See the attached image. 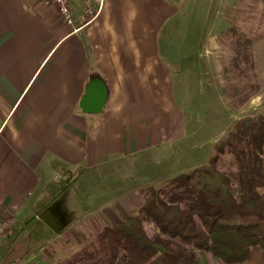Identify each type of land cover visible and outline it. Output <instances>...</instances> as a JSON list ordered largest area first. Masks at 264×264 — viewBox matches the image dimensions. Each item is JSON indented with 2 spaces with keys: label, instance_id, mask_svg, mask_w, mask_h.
<instances>
[{
  "label": "crops",
  "instance_id": "obj_1",
  "mask_svg": "<svg viewBox=\"0 0 264 264\" xmlns=\"http://www.w3.org/2000/svg\"><path fill=\"white\" fill-rule=\"evenodd\" d=\"M67 1L72 24L44 0H0V217L10 218L5 233L34 220L80 247L89 224L119 222L173 176L207 162L232 120L264 114V84L259 78L258 93L230 106L225 64L209 52L219 39L212 28L202 92L210 90L228 117L203 141L178 95L183 73L166 34L172 0ZM94 76L105 102L84 112L79 103ZM50 204L61 208L51 210L64 223L58 233L35 215ZM18 238L0 264L32 253ZM241 264H264V251L251 247Z\"/></svg>",
  "mask_w": 264,
  "mask_h": 264
},
{
  "label": "trees",
  "instance_id": "obj_2",
  "mask_svg": "<svg viewBox=\"0 0 264 264\" xmlns=\"http://www.w3.org/2000/svg\"><path fill=\"white\" fill-rule=\"evenodd\" d=\"M245 10L263 20L264 0H228L218 32L230 49L222 90L231 107L260 90L252 51L264 23L242 22ZM144 221L156 227L152 236ZM254 246L264 251V114L232 120L206 163L173 176L136 213L50 264H208L206 253L241 264Z\"/></svg>",
  "mask_w": 264,
  "mask_h": 264
},
{
  "label": "rangeland",
  "instance_id": "obj_3",
  "mask_svg": "<svg viewBox=\"0 0 264 264\" xmlns=\"http://www.w3.org/2000/svg\"><path fill=\"white\" fill-rule=\"evenodd\" d=\"M227 1L172 0L171 12L166 23V34L171 39V51L177 57L178 68L183 73V78H181L180 85H178V95L183 98L182 109L187 113L189 119L192 118L193 126L199 130V135L204 134L203 141L207 140L209 142L215 131L220 130V121L224 118L226 120L228 115L225 113L224 116V113H222L221 104L216 100L215 95L210 90L205 93L202 92V88L207 89V74L211 72L210 61L214 58L212 54H215L218 64H227L230 49L226 43L227 39L221 40L222 38L220 39V37L216 47L209 48V52L212 53L210 57L204 46L208 35H210L209 40L214 39L212 33L209 34L210 30L217 27L218 33L220 28H222L224 24V8ZM241 12L239 16L249 15V18L240 17L242 22L264 23V18L262 20L259 12H249L247 10ZM239 22L240 20L237 21V23ZM258 28V32L261 33L264 25ZM252 53L253 58L255 57L254 62L256 60L255 68L257 70L258 67L259 71V73L256 71L257 79L260 78L259 80L264 84V38L255 44ZM196 98L197 100H195ZM192 102L193 105L191 106ZM168 185L169 180L160 189H165ZM101 225L93 224L92 227L89 224L88 230L86 224V233L82 231V236L87 237L88 234V237L81 245L85 244L93 236L95 229H99ZM142 225L148 236H152L157 230L152 222L144 221ZM0 237V257L15 238L23 239L22 249H25L26 245H28L32 251V253L25 255L24 253L19 254V257H17L23 258L24 264H50L70 254L78 247L73 241H65L59 237L57 239L56 235L44 224L34 220L19 221L12 225L3 237L2 235ZM205 258L208 264H224L208 253L205 254Z\"/></svg>",
  "mask_w": 264,
  "mask_h": 264
},
{
  "label": "water",
  "instance_id": "obj_4",
  "mask_svg": "<svg viewBox=\"0 0 264 264\" xmlns=\"http://www.w3.org/2000/svg\"><path fill=\"white\" fill-rule=\"evenodd\" d=\"M106 98V87L102 80L97 77H91L85 87L84 94L81 97L79 107L84 112L96 113L100 111L104 105ZM53 204L38 209L35 212L37 218L42 220L54 232L58 233L63 227L59 216L51 213Z\"/></svg>",
  "mask_w": 264,
  "mask_h": 264
},
{
  "label": "built area",
  "instance_id": "obj_5",
  "mask_svg": "<svg viewBox=\"0 0 264 264\" xmlns=\"http://www.w3.org/2000/svg\"><path fill=\"white\" fill-rule=\"evenodd\" d=\"M46 4H52L61 19L66 23V24H72V16L70 13V6L67 0H44ZM85 12L89 18H94L97 14L96 10H93V8L88 4L85 8ZM0 207H1V202H0ZM10 222V218L6 216H1L0 217V236L4 235L6 230L8 229ZM10 264H24L23 258H15L14 260L11 261Z\"/></svg>",
  "mask_w": 264,
  "mask_h": 264
},
{
  "label": "flooded vegetation",
  "instance_id": "obj_6",
  "mask_svg": "<svg viewBox=\"0 0 264 264\" xmlns=\"http://www.w3.org/2000/svg\"><path fill=\"white\" fill-rule=\"evenodd\" d=\"M61 208H59L57 205H53L51 210L59 211Z\"/></svg>",
  "mask_w": 264,
  "mask_h": 264
}]
</instances>
